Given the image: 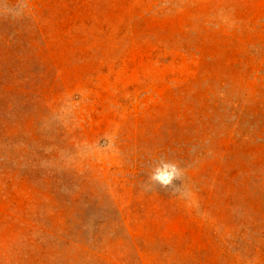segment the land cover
Wrapping results in <instances>:
<instances>
[{
  "label": "rangeland",
  "instance_id": "1",
  "mask_svg": "<svg viewBox=\"0 0 264 264\" xmlns=\"http://www.w3.org/2000/svg\"><path fill=\"white\" fill-rule=\"evenodd\" d=\"M0 264H264V0H0Z\"/></svg>",
  "mask_w": 264,
  "mask_h": 264
},
{
  "label": "clouds",
  "instance_id": "2",
  "mask_svg": "<svg viewBox=\"0 0 264 264\" xmlns=\"http://www.w3.org/2000/svg\"><path fill=\"white\" fill-rule=\"evenodd\" d=\"M183 177L184 169L177 162L161 157L148 174L147 186L149 189L152 185H159L163 189L173 188L175 182Z\"/></svg>",
  "mask_w": 264,
  "mask_h": 264
}]
</instances>
